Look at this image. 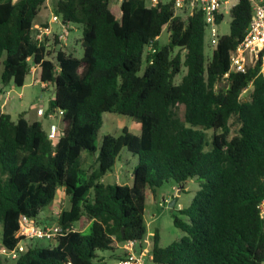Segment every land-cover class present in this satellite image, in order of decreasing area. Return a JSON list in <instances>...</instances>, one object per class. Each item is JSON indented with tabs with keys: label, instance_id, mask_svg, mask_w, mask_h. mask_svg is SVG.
Wrapping results in <instances>:
<instances>
[{
	"label": "trees",
	"instance_id": "obj_1",
	"mask_svg": "<svg viewBox=\"0 0 264 264\" xmlns=\"http://www.w3.org/2000/svg\"><path fill=\"white\" fill-rule=\"evenodd\" d=\"M53 13L82 26L83 55L56 52L31 39L45 0H0V84L23 87L31 65L52 87L45 117L62 113V132L53 142L41 121L26 112L13 120L0 114V223L2 246L13 248L22 215L37 221L59 189L68 198L62 227H75L52 246H29L11 264H105L110 252L146 236L149 192L170 181L203 182L191 204L173 216L185 233L160 245L153 235L148 260L154 264H263L264 224L257 206L264 198V78L232 74L227 89L216 85L229 69V54L243 38L252 6L241 0L230 12V31L211 53L203 15L187 21L171 2L148 8L142 0H53ZM167 27L169 40L159 42ZM152 45L155 53L147 52ZM28 58L31 61H28ZM183 70L181 82L176 77ZM253 81L250 99L241 92ZM130 117L127 128L96 140L103 114ZM239 127L230 137L229 121ZM208 131H213L208 137ZM137 158L133 183H107L122 150ZM95 157L90 168L82 154ZM0 258V264H5Z\"/></svg>",
	"mask_w": 264,
	"mask_h": 264
},
{
	"label": "built area",
	"instance_id": "obj_2",
	"mask_svg": "<svg viewBox=\"0 0 264 264\" xmlns=\"http://www.w3.org/2000/svg\"><path fill=\"white\" fill-rule=\"evenodd\" d=\"M148 8L157 7L161 3L171 2L175 12V16L180 17L183 21H187L196 12L203 15L205 26V44L212 53L221 37L220 26L225 20V12L231 10L238 5L241 0H142ZM252 6V15L245 34L236 47L229 54V69L222 76L220 82L215 86L228 88L232 74H246L248 71L256 72L257 76L264 78V0H248ZM46 2V1H45ZM123 0H112V5H121ZM73 28V24L65 22L62 18L51 11L50 18L46 25L35 28L33 27L31 39L37 46H47V49L52 50L49 59L54 61L56 52L65 50L68 46V35ZM147 52L155 53L152 45L146 48ZM28 61H31L28 58ZM41 68L39 65H31L30 74L32 83H40L43 88L47 84L40 80ZM253 81L241 92L243 94L252 90ZM46 111L39 109L38 114L45 117ZM63 112L58 115H50L49 117H62ZM62 130L58 125H51L48 133V138L57 142L61 136ZM59 204V201H56ZM65 208V203L62 202L60 207L54 209L53 219L55 222L39 226L37 221L28 216L22 215L19 219V228L15 234V238L19 242L13 247L8 248L0 246V258L6 261L14 262L21 255L26 253L29 246H34L38 242L48 241L57 243L58 239L75 227L64 228L56 220L61 216ZM257 209L259 216L264 224V198L259 202ZM123 258L118 260L116 264H147L149 251L146 247H141L136 241H129L122 245Z\"/></svg>",
	"mask_w": 264,
	"mask_h": 264
},
{
	"label": "rangeland",
	"instance_id": "obj_3",
	"mask_svg": "<svg viewBox=\"0 0 264 264\" xmlns=\"http://www.w3.org/2000/svg\"><path fill=\"white\" fill-rule=\"evenodd\" d=\"M17 0H13L15 2ZM45 5L41 9L39 15L37 16L34 27L40 28L48 22L50 18V13L53 11V0H45ZM230 21L231 17L229 12H225V20L220 26V33L222 35H228L230 31ZM82 38V26L73 25V28L70 30L68 35V46L65 47V51L67 53L73 54L77 57H81L83 55V48L81 45L80 39ZM169 40V32L167 27H165L159 37V42L161 44H166ZM210 51V50H209ZM211 54V53H209ZM2 71V65L0 64V74ZM185 74V70L176 77L175 82L180 83L182 76ZM32 76L29 75L26 77L25 84L23 87H13L17 93L22 92L24 97L22 99H18L17 94H13L14 101L16 103V110L12 112V118L14 120L17 119L18 113L22 111H26L31 114L36 113L39 109H43L47 111L49 102L54 98V91L52 87L43 88L40 83L33 84ZM243 94L241 97L242 101H247L250 99V92ZM31 118V117H30ZM39 120H41L43 124V128L48 131L51 125H58L62 130V120L61 117H44L40 116ZM230 126V137H233L238 130V123L235 119H231L229 121ZM127 128L132 134L139 135L141 133V126L138 122L134 121L130 117L119 115V114H111L105 113L103 114V125L99 130L96 146L99 148L101 144V140L105 135L118 136L122 133V130ZM208 137H211L213 131H208ZM95 157L91 156L86 152L82 154V166L85 168H90L95 163ZM137 164V158L132 156L127 150L123 149L119 158L116 161L115 167L111 173L105 177V182L107 183H117V184H126L131 186L133 183V169ZM203 180H200L197 177L189 178L184 183H175L168 182L163 186L156 188L154 192H149L148 198L145 203V213L144 220L146 224V236L142 242V246L151 250L153 235L157 231L160 236V245L165 247L170 245L173 242L179 241L182 237L185 236V233L180 229L174 226L173 216H178L184 220L187 218L180 214L182 209L187 208L192 200L197 195L198 190L200 189V185ZM59 196V204L56 202L55 205H51L44 210L40 214V216L44 217L39 219L37 224L39 226H43L46 224H51L55 222L53 219L54 209L60 207L61 203L64 202L65 206L68 207V198L64 193V190H61L58 194ZM176 199L177 203L174 208L169 207V203ZM52 213V214H51ZM52 215V216H51ZM2 232V225L0 223V236ZM42 244L44 246L52 245L54 246L56 243H51L48 241H40L37 243ZM1 246V242H0ZM122 247V246H121ZM117 248L116 255H123L122 248ZM106 261L105 264H116V261L113 259H109L110 252H100ZM4 260V259H3ZM5 264H11V261L4 260ZM147 264H154L151 261L147 260ZM264 264V263H263Z\"/></svg>",
	"mask_w": 264,
	"mask_h": 264
},
{
	"label": "crops",
	"instance_id": "obj_4",
	"mask_svg": "<svg viewBox=\"0 0 264 264\" xmlns=\"http://www.w3.org/2000/svg\"><path fill=\"white\" fill-rule=\"evenodd\" d=\"M69 44V43H68ZM13 87H15L14 85H9L7 87H3L1 84H0V114L1 113H6V114H9L12 118V112L15 111L17 108H16V103L14 101V98H13V94L16 93L17 94V97L18 99H22L24 97L23 93L22 92H19L17 93L15 89H12ZM39 111V110H38ZM38 111L36 113H32V116L31 114L27 113L26 111H22V112H26V117L27 119L30 121V122H34V121H41L39 120L40 118V115L38 114ZM20 112V113H22ZM17 115V118L19 116V114ZM31 117V118H30ZM13 119V118H12ZM14 120V119H13ZM43 125V124H42ZM63 190V189H59L58 192H57V196L53 202L52 205H55L56 204V201L59 200V192ZM44 212V211H43ZM52 214V213H51ZM52 216V215H51ZM44 217L42 216H39L38 219H37V222H39V219H42ZM46 225V223H45ZM39 245H42V244H39ZM149 252L150 250L147 249Z\"/></svg>",
	"mask_w": 264,
	"mask_h": 264
},
{
	"label": "water",
	"instance_id": "obj_5",
	"mask_svg": "<svg viewBox=\"0 0 264 264\" xmlns=\"http://www.w3.org/2000/svg\"><path fill=\"white\" fill-rule=\"evenodd\" d=\"M176 203H177V200H176V199L172 200V201L169 203V207H170V208H174V207L176 206Z\"/></svg>",
	"mask_w": 264,
	"mask_h": 264
}]
</instances>
